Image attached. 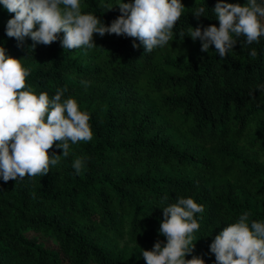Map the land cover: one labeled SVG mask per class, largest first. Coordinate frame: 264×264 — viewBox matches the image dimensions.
I'll return each instance as SVG.
<instances>
[{"label":"trees","instance_id":"1","mask_svg":"<svg viewBox=\"0 0 264 264\" xmlns=\"http://www.w3.org/2000/svg\"><path fill=\"white\" fill-rule=\"evenodd\" d=\"M121 2L131 0H80L81 12L107 26ZM180 2L173 39L151 52L115 34H94L91 49H63L59 39L31 49L30 38L18 47L5 34L14 14L0 5V46L30 71L27 86L49 98L66 89L62 99L90 115L93 133L47 175L0 178V264H146L141 250L165 241L162 210L177 197L204 209L185 259L215 264L209 245L246 211L264 222V37L249 45L241 36L223 59L214 46L202 52L188 28H218L217 0ZM77 157H87L80 174Z\"/></svg>","mask_w":264,"mask_h":264},{"label":"clouds","instance_id":"2","mask_svg":"<svg viewBox=\"0 0 264 264\" xmlns=\"http://www.w3.org/2000/svg\"><path fill=\"white\" fill-rule=\"evenodd\" d=\"M0 5L14 14L6 23V36L14 38L18 47L30 38L31 49L49 46L58 39L63 49H91L97 47L94 34H115L134 38V49L142 45L144 52H151L173 39V29L185 10L180 0L121 2L116 6L120 15L106 26L93 14H82L80 0H0ZM107 7L109 11L113 9L111 5ZM204 12L205 7L201 6L192 16L199 20ZM212 12L219 22L218 28L200 24L188 28L190 38L200 41L202 52L214 46L223 59L241 36L249 45L264 37V2L246 0L242 6L217 0ZM183 35L181 32L180 36ZM249 55L255 58L257 51L252 49ZM29 75L20 60L6 56V49L0 46V178L5 183L26 175H47L50 165L55 166L62 157L69 156L70 143L93 138L90 115L80 111L73 98L62 99L66 89H57L51 98L43 92L37 96L26 84ZM89 83L81 81L85 87ZM54 144L62 153L53 152L50 156L48 150ZM86 160L87 157L74 159L72 167L76 174H80ZM203 210V205L183 197L164 207L159 235L166 242L157 240L151 250H141L146 264H204L198 256L185 259L194 251L193 233L200 228L195 214ZM250 215L244 212L237 222L215 236L209 245L215 264H264V222H249Z\"/></svg>","mask_w":264,"mask_h":264}]
</instances>
